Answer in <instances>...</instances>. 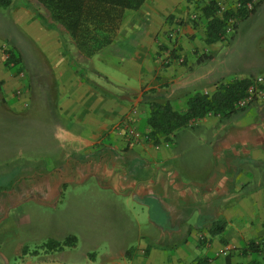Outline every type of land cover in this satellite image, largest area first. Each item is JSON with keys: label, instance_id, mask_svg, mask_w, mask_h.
Returning <instances> with one entry per match:
<instances>
[{"label": "crops", "instance_id": "obj_1", "mask_svg": "<svg viewBox=\"0 0 264 264\" xmlns=\"http://www.w3.org/2000/svg\"><path fill=\"white\" fill-rule=\"evenodd\" d=\"M201 1L147 0L127 10L116 39L89 57L52 19L14 11L45 60L31 72L15 45L21 63L8 68L0 44V99L23 112L36 93L47 109L49 144L25 152L17 141H0V183L14 182L0 193V247L26 224L20 208L31 200L96 232L52 230L54 240L88 244L90 264L264 262V102L212 112L168 142L145 138L152 103L185 112L193 96L214 93L219 83L264 74L256 51L223 68L208 63L227 36L206 41V18H189ZM175 24L180 31L170 40ZM21 69L24 76L14 75ZM128 125L144 137L129 142ZM250 242L261 248L249 249Z\"/></svg>", "mask_w": 264, "mask_h": 264}, {"label": "rangeland", "instance_id": "obj_2", "mask_svg": "<svg viewBox=\"0 0 264 264\" xmlns=\"http://www.w3.org/2000/svg\"><path fill=\"white\" fill-rule=\"evenodd\" d=\"M205 3L201 6L203 7ZM261 4L258 6L260 8L257 12L252 13L249 17L233 18V24L238 23L236 32L227 34V41L218 44L215 60L208 62L212 67L223 68L230 63L237 64L239 56L248 55L249 51H256L264 56V0ZM228 7L232 10L237 9V5ZM19 9L29 10L36 18H43L46 22L51 17L49 11L38 0H13L8 7L0 6V44H3L2 49H17L18 47L24 56L26 68L33 72L34 67H38L40 63L43 64L45 57L41 53L40 44L30 34L27 27L18 20L21 17L17 16L15 12H19ZM63 36L67 42L66 36ZM21 72L26 74L21 69L20 71L16 70L14 75H19ZM38 88L36 84L35 92L41 94L38 92ZM36 97L37 94L33 92L29 102L24 104L23 112L19 107L17 110L10 109L0 99V141L3 144L12 145L17 141V146H22L25 152H29L31 149H37L41 152L47 148L49 144V138L46 135L48 130L46 127L47 109L41 108L42 103H39ZM15 129H18L17 132H19L16 139L12 135ZM18 177L16 176L14 180ZM13 185V181L7 184L0 183V193L9 190ZM22 210L28 215L26 224L21 225L16 234L10 233L7 234L8 237L4 238L5 243L1 244L0 247L2 264H26L46 258L64 264H90L91 256L87 253L89 246L86 243H79L75 247H65V251L57 250V252H45L43 245L54 240L52 239L54 238L52 230L55 228L69 232L73 231L74 227H79L76 228L79 229L78 233L82 231L87 236L96 232L80 230L81 225L78 226L77 219L66 220L63 211L57 212V210L38 205L31 200H28L20 208V213ZM53 218L54 221H52ZM78 233L75 234L79 238ZM97 233L104 235V232ZM65 238L62 235L61 241ZM85 241L88 243L87 240ZM70 255L74 256L69 258Z\"/></svg>", "mask_w": 264, "mask_h": 264}, {"label": "trees", "instance_id": "obj_3", "mask_svg": "<svg viewBox=\"0 0 264 264\" xmlns=\"http://www.w3.org/2000/svg\"><path fill=\"white\" fill-rule=\"evenodd\" d=\"M13 0H0V6L8 7ZM48 11L53 22L60 24L70 34L73 43L85 56H93L110 45L117 37L127 10H138L147 0H38ZM252 0H239L237 9L221 8L216 0H207L203 9V18L207 20L206 41L215 43L226 38V26L230 19H242L255 13L263 0L252 9L247 4ZM237 23H234V30ZM6 66L15 68L21 63V56L14 48L4 49ZM18 69V68H17ZM19 71V70H18ZM253 77L234 79L217 85L214 93H200L189 101L187 111L173 109L170 103H152L148 118L149 139L154 144L171 141L176 131L190 126L195 120L210 113H231L237 108L235 102L245 94ZM1 190V188H0ZM223 228V227H222ZM217 229V228H216ZM216 229L214 231H216ZM217 232V231H216ZM77 244L76 236L63 241L50 240L43 249L63 250ZM248 248L259 250L261 245L250 242ZM26 250V249H25ZM228 264H234L230 261ZM237 264H264L261 260H251Z\"/></svg>", "mask_w": 264, "mask_h": 264}, {"label": "built area", "instance_id": "obj_4", "mask_svg": "<svg viewBox=\"0 0 264 264\" xmlns=\"http://www.w3.org/2000/svg\"><path fill=\"white\" fill-rule=\"evenodd\" d=\"M216 1L218 2L221 8V12L229 8L226 3V0H216ZM259 1L260 0H252L251 2H249L247 4L248 9L249 10L252 9L253 6ZM235 5L239 7L240 5L239 0H236ZM189 18L192 21H198L200 18H203L202 6H198L196 9H194L189 14ZM233 20L234 19H230L228 25L226 26V35L234 32ZM179 31H180V26L178 24H175L172 28H170L168 32V38H170V40L174 39L176 35L179 33ZM171 45H172V48H174L172 43ZM181 61H184V58H181ZM20 74L24 76V72H21ZM21 92L22 90L20 88L18 90V93L21 94ZM255 101L264 102V74L257 75L255 78H253L252 82L248 85L245 91V94L235 102V106L238 109H243ZM125 135L129 142L139 141L144 137L143 134L137 128H135L134 126H130V125H128ZM147 137L148 136L146 135L145 138Z\"/></svg>", "mask_w": 264, "mask_h": 264}, {"label": "water", "instance_id": "obj_5", "mask_svg": "<svg viewBox=\"0 0 264 264\" xmlns=\"http://www.w3.org/2000/svg\"><path fill=\"white\" fill-rule=\"evenodd\" d=\"M33 264H64L60 261H56V260H49V261H41V262H36Z\"/></svg>", "mask_w": 264, "mask_h": 264}, {"label": "flooded vegetation", "instance_id": "obj_6", "mask_svg": "<svg viewBox=\"0 0 264 264\" xmlns=\"http://www.w3.org/2000/svg\"><path fill=\"white\" fill-rule=\"evenodd\" d=\"M43 251H45V252H48L46 249H44ZM49 260H51V259H43V260H37V261H33V263H36V262H41V261H49ZM33 263H26V264H33ZM0 264H2L1 263V261H0ZM25 264V263H24Z\"/></svg>", "mask_w": 264, "mask_h": 264}]
</instances>
